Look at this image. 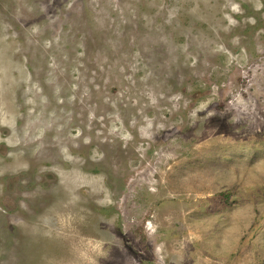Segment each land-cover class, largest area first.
Here are the masks:
<instances>
[{
    "label": "rangeland",
    "instance_id": "obj_1",
    "mask_svg": "<svg viewBox=\"0 0 264 264\" xmlns=\"http://www.w3.org/2000/svg\"><path fill=\"white\" fill-rule=\"evenodd\" d=\"M0 264H264V0H0Z\"/></svg>",
    "mask_w": 264,
    "mask_h": 264
}]
</instances>
